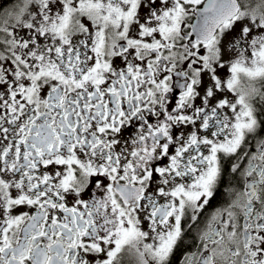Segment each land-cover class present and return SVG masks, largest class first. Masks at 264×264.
Segmentation results:
<instances>
[{"label":"snow or ice","instance_id":"snow-or-ice-1","mask_svg":"<svg viewBox=\"0 0 264 264\" xmlns=\"http://www.w3.org/2000/svg\"><path fill=\"white\" fill-rule=\"evenodd\" d=\"M129 256L264 264V0L0 11V264Z\"/></svg>","mask_w":264,"mask_h":264},{"label":"flooded vegetation","instance_id":"flooded-vegetation-1","mask_svg":"<svg viewBox=\"0 0 264 264\" xmlns=\"http://www.w3.org/2000/svg\"><path fill=\"white\" fill-rule=\"evenodd\" d=\"M17 1H18V0H12V1L7 5V7H8V8L13 7ZM209 211H211V209H209ZM125 264H135L134 257H131V256L126 257V258H125Z\"/></svg>","mask_w":264,"mask_h":264},{"label":"trees","instance_id":"trees-1","mask_svg":"<svg viewBox=\"0 0 264 264\" xmlns=\"http://www.w3.org/2000/svg\"><path fill=\"white\" fill-rule=\"evenodd\" d=\"M12 0H0L2 2V7H0V11H3L5 8H7V5L11 2Z\"/></svg>","mask_w":264,"mask_h":264},{"label":"rangeland","instance_id":"rangeland-1","mask_svg":"<svg viewBox=\"0 0 264 264\" xmlns=\"http://www.w3.org/2000/svg\"><path fill=\"white\" fill-rule=\"evenodd\" d=\"M17 2H18V1H17ZM17 2H16V3H17ZM16 3H15V4H16ZM7 8H8V7H7Z\"/></svg>","mask_w":264,"mask_h":264}]
</instances>
